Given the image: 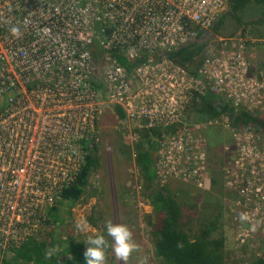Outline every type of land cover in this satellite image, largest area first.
<instances>
[{"label": "built area", "instance_id": "2783aa9c", "mask_svg": "<svg viewBox=\"0 0 264 264\" xmlns=\"http://www.w3.org/2000/svg\"><path fill=\"white\" fill-rule=\"evenodd\" d=\"M225 10L226 0H0V261L38 235L87 147L98 141L97 121L106 107L124 110L131 142L137 128L182 122V132L160 139L158 176L207 186L199 162L204 154L189 149V143L201 145L195 138L200 127L187 122L194 93L211 90L236 107L264 111V61L259 67L248 60L249 31L225 37L212 30ZM105 19L112 30L101 36L94 25ZM204 34L215 42L197 73L167 56ZM95 42L102 51L97 68ZM114 48L148 58L128 73L109 55ZM221 121L235 130L227 118ZM250 155L243 147L235 163L248 169ZM234 187L249 224L236 240L248 244L257 225L264 228V197L249 181ZM150 251L148 264H154Z\"/></svg>", "mask_w": 264, "mask_h": 264}, {"label": "trees", "instance_id": "16d2710c", "mask_svg": "<svg viewBox=\"0 0 264 264\" xmlns=\"http://www.w3.org/2000/svg\"><path fill=\"white\" fill-rule=\"evenodd\" d=\"M254 3L263 9L262 16H264V0H226V10L213 25V32L224 30L226 34L228 28L226 29L225 26L228 19H231L237 27L243 26L241 33L247 31L243 13ZM257 22L264 23V20L260 16ZM94 28L98 34L100 30V35L104 36L111 32L112 24L107 19L97 20ZM230 34L233 35V31ZM258 36L260 40L264 39V29ZM210 42L212 40L208 34H204L186 45L168 51L167 56L185 68L188 73L195 74L204 59L211 54L209 46L213 44H209ZM101 52L98 42L91 45V53L96 59L102 58ZM108 53L128 73L138 63L148 58L147 54L129 57L119 48H114ZM159 57L160 55H154L153 59ZM262 64L263 61L258 66ZM112 110L119 120L125 119L124 110L120 106H113ZM186 113L198 122L209 120L217 122L224 117L235 130L246 129L264 135V111L236 107L211 90H206L203 94L194 93ZM183 128L182 122L168 126L137 128V138L132 141V149L127 146L134 151L133 162L141 178V199L151 207V212L145 213L143 221L147 226L153 263L243 264L242 261H228L224 197L235 199L236 192L229 194V191L225 190L222 171L215 167L210 168V186L203 189L187 186L186 184H190L189 181L173 189L169 186L171 181L163 182L158 176L156 160L160 139L165 135L180 133ZM211 155L215 157L214 160L221 158L218 153ZM215 162L222 165V161ZM99 165V155L93 143L91 147H87V154L74 181L61 188L57 200L49 207L47 218L38 235L27 239L19 246L11 247L8 253L5 251L6 255L3 254L1 264H85L83 252L87 243L69 225L71 216L66 203L72 206L81 199L85 191L90 188L88 180ZM194 214L197 215L193 220L198 231L192 233L191 217ZM86 219L88 224L97 226V220L92 215L87 216ZM106 253V264H113L112 258ZM249 260L247 264H264V250L259 255L253 254Z\"/></svg>", "mask_w": 264, "mask_h": 264}, {"label": "rangeland", "instance_id": "374dc122", "mask_svg": "<svg viewBox=\"0 0 264 264\" xmlns=\"http://www.w3.org/2000/svg\"><path fill=\"white\" fill-rule=\"evenodd\" d=\"M262 10L261 7L254 3L252 6H248L243 13L246 29L249 31L246 38L250 41V43H245V49L251 65H260L261 61H264V43L258 36L264 29V23L257 22L260 16L264 20ZM225 27L226 29L228 28V34H225L226 31L224 30L216 31V34L218 36H232L230 32L233 31V35H235L244 29L242 28L243 26L237 27L231 19L226 20ZM237 37L239 38L240 36ZM214 38L216 39V37ZM214 42L212 40L209 44ZM94 64L95 68H97V59L95 57ZM194 119L190 115L187 117V122L188 125L200 127L194 131L195 138L201 142V145L196 147V144L189 143L192 146L189 149L196 154L203 152L204 160L199 162H203L205 165L207 173L205 177L208 182L207 186H195L191 182H189L191 185H186L194 189H196L195 187L200 189L208 188L210 186V168L215 167L222 171L224 188L227 192L229 191V194L236 192L235 185H237L238 190L241 185L249 181L255 187L254 191L260 192L264 197V135L231 130L224 127L221 120H217V122L210 120L198 122ZM128 127L129 124L126 121L119 120L115 116L112 108H105L99 118L98 141L95 143L100 165L89 178L90 188L85 191L81 199L72 206L66 203L71 216L68 223L76 230V234L85 243L90 237H95L96 234L98 236L104 235L107 242L104 252H107L106 255L112 258L113 264H124V262L117 259L112 250L113 241L107 235L106 224L111 221L112 223L126 225L131 230L136 244V251L130 256L127 264H148L149 259H151V243L147 237V226L143 218L145 213L151 212V207L144 203L140 196L141 178L133 162L134 151L130 150L133 142H131L128 134ZM222 144L224 145L221 146ZM206 145L208 146L207 148ZM243 147L254 159L250 161V157L247 158L244 167H248V169L240 168L235 163ZM212 153H218L221 158L214 160L215 157L211 155ZM216 160L222 161V165L215 162ZM260 164H263V166L260 167ZM226 168H229L228 171ZM234 176L237 177L236 181L233 179ZM249 176L251 179L248 178ZM169 181H171L169 186L173 189L185 183L179 178H172ZM228 181H233V187H229ZM238 198L239 193L236 195L235 200L228 196L224 197L227 223L225 227L227 237L226 251L229 256V262L242 261L243 264H247L253 254H261L264 250V228L259 227L258 224L255 233L250 234V242L248 244H246L247 242L241 243L236 240L239 233L249 225L244 219H241L244 209L243 206H237L236 201ZM91 215L97 220L96 227L87 223L86 217ZM197 215L194 214L191 217L192 233L198 231L195 220H193ZM239 225L243 226L238 229Z\"/></svg>", "mask_w": 264, "mask_h": 264}, {"label": "clouds", "instance_id": "9594fccd", "mask_svg": "<svg viewBox=\"0 0 264 264\" xmlns=\"http://www.w3.org/2000/svg\"><path fill=\"white\" fill-rule=\"evenodd\" d=\"M12 31L15 34L18 30L13 28ZM245 218L242 214L241 219ZM106 232L112 238V250L116 258L127 264L130 256L136 251V244L131 230L124 224L109 221L106 224ZM86 245L83 252L85 264H106L104 252L106 240L104 235L90 237Z\"/></svg>", "mask_w": 264, "mask_h": 264}, {"label": "water", "instance_id": "95a60500", "mask_svg": "<svg viewBox=\"0 0 264 264\" xmlns=\"http://www.w3.org/2000/svg\"><path fill=\"white\" fill-rule=\"evenodd\" d=\"M208 37H210V38H211V37H212V35H211V34H209V35H208Z\"/></svg>", "mask_w": 264, "mask_h": 264}, {"label": "crops", "instance_id": "0c3cea01", "mask_svg": "<svg viewBox=\"0 0 264 264\" xmlns=\"http://www.w3.org/2000/svg\"><path fill=\"white\" fill-rule=\"evenodd\" d=\"M216 34V33H215ZM218 35V34H217Z\"/></svg>", "mask_w": 264, "mask_h": 264}]
</instances>
